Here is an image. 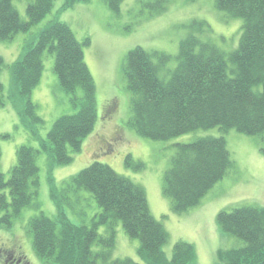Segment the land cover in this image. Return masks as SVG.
<instances>
[{
	"label": "trees",
	"instance_id": "obj_1",
	"mask_svg": "<svg viewBox=\"0 0 264 264\" xmlns=\"http://www.w3.org/2000/svg\"><path fill=\"white\" fill-rule=\"evenodd\" d=\"M32 1L28 20L23 21L13 0H0V41L30 33L54 8L55 0ZM89 1L63 0L59 14ZM105 1L111 11L119 13L124 0ZM214 2L218 11L243 20L239 46L229 55L215 44L190 36L180 44L177 67L168 80H163L159 71L169 60L166 54L141 47L128 52L123 65L132 94L127 126L139 136L166 141L215 127L249 137L264 135V0ZM167 3L156 0L149 4L153 6L151 15L163 13ZM89 45V38L78 41L66 23L50 21L24 41L20 57L10 67L7 93L0 81V108L11 105L21 125L38 143L37 149L31 145L18 147L17 164L8 179L1 171L0 146V228L11 229L26 208L40 209L37 159L44 154L49 161L50 196L56 216L41 213L28 223L34 252L44 264H138L131 259L111 260L117 221L128 237L140 241L138 255L144 264H197L194 247L184 242L175 244L171 260L166 256L169 234L153 217L145 190L110 166L95 162L63 182L62 188L56 185L52 171L72 163V154L81 151L98 119L96 85L84 53ZM46 52L54 54L60 87L78 111L59 117L42 139L39 130L43 120L37 114L32 93L41 81ZM3 66L0 57V72ZM176 149L164 174L163 192L171 199L172 212L182 214L199 206L212 187L234 168V162L224 137L201 138L179 144ZM260 150L264 154V148ZM126 166L137 171L144 167L131 156H127ZM81 190L90 192L101 209L90 228L74 224L66 215L70 196ZM217 223L223 233L245 242L244 247L226 252L224 264H264V207L222 210ZM101 226L107 227L104 236L98 231ZM93 246L101 250L94 251Z\"/></svg>",
	"mask_w": 264,
	"mask_h": 264
},
{
	"label": "rangeland",
	"instance_id": "obj_2",
	"mask_svg": "<svg viewBox=\"0 0 264 264\" xmlns=\"http://www.w3.org/2000/svg\"><path fill=\"white\" fill-rule=\"evenodd\" d=\"M155 1L124 0L119 13H115L105 0H90L59 14L63 0H55L52 12L30 33H19L11 41H0V57L4 61L0 81L7 93L11 86L10 67L20 57L24 41L37 35L50 21L58 19L66 23L80 42L89 38L90 45L85 47L84 53L96 85L98 119L81 151L72 154V163L56 166L52 171L57 187L62 188L63 182L95 162L106 164L145 190L153 217L169 234L164 251L170 260L175 244L184 242L194 247L197 264H224L226 252L244 247L245 242L221 231L217 223L219 212L239 206L264 207V154L260 150L264 148V135L249 137L236 130L225 133L215 127L198 129L166 141L141 137L127 126L132 94L123 75V65L128 52L137 47L148 52H161L169 60L160 67L159 76L168 80L170 72L178 65L182 41L195 36L202 42L215 44L229 55L239 46L243 20L218 11L214 0H168L163 13L151 15L153 6L149 4ZM32 2H12L23 21L28 20L27 9ZM54 63V54L46 52L41 81L32 93L37 114L43 120L39 130L42 139L47 137L59 117L78 111L70 102V96L61 89ZM232 67L230 65V69ZM256 89L262 90L261 87ZM78 94L82 95V91L79 90ZM7 134L9 138H2ZM206 137L225 138L234 168L212 187L199 206L175 214L171 199L163 192L164 174L177 145ZM22 145L38 148V143L21 125L12 106L0 108L1 171L7 179L11 168L17 164V149ZM127 156L142 163L143 169L137 171L127 167ZM48 163L47 156L40 154L37 159L40 209L26 208L11 229L0 228V264H8L6 260L10 251L15 259H23L22 264H44L34 252L28 223L41 213L52 218L56 216V207L50 196ZM65 210L71 222L89 228L101 213L92 194L84 190L70 196ZM98 231L104 236L107 227L101 226ZM115 231L116 243L111 260L131 259L144 264L138 255L140 241L128 237L120 221L116 222ZM93 250L101 248L93 246Z\"/></svg>",
	"mask_w": 264,
	"mask_h": 264
},
{
	"label": "flooded vegetation",
	"instance_id": "obj_3",
	"mask_svg": "<svg viewBox=\"0 0 264 264\" xmlns=\"http://www.w3.org/2000/svg\"><path fill=\"white\" fill-rule=\"evenodd\" d=\"M22 261H23L22 258L15 259L13 257V252L12 251H10V253L7 254L6 263H8V264H22Z\"/></svg>",
	"mask_w": 264,
	"mask_h": 264
},
{
	"label": "bare ground",
	"instance_id": "obj_4",
	"mask_svg": "<svg viewBox=\"0 0 264 264\" xmlns=\"http://www.w3.org/2000/svg\"><path fill=\"white\" fill-rule=\"evenodd\" d=\"M109 113H110V111L107 112V114H109Z\"/></svg>",
	"mask_w": 264,
	"mask_h": 264
},
{
	"label": "crops",
	"instance_id": "obj_5",
	"mask_svg": "<svg viewBox=\"0 0 264 264\" xmlns=\"http://www.w3.org/2000/svg\"><path fill=\"white\" fill-rule=\"evenodd\" d=\"M35 91H36V90H35ZM35 91H34V92H35ZM34 92H33V93H34Z\"/></svg>",
	"mask_w": 264,
	"mask_h": 264
}]
</instances>
